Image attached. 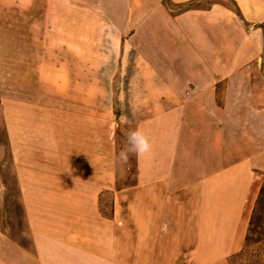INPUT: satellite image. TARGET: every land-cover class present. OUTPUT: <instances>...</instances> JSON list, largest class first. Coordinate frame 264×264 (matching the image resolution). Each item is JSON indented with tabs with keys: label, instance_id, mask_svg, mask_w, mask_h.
I'll list each match as a JSON object with an SVG mask.
<instances>
[{
	"label": "rangeland",
	"instance_id": "rangeland-1",
	"mask_svg": "<svg viewBox=\"0 0 264 264\" xmlns=\"http://www.w3.org/2000/svg\"><path fill=\"white\" fill-rule=\"evenodd\" d=\"M157 82L85 1L0 0V230L26 243L29 226L150 225L177 254L224 229L218 204L197 201V188H136L135 155L119 160L128 123L152 109L144 89ZM259 183L237 190L255 204L264 175ZM241 251L227 264H264V233Z\"/></svg>",
	"mask_w": 264,
	"mask_h": 264
},
{
	"label": "crops",
	"instance_id": "crops-1",
	"mask_svg": "<svg viewBox=\"0 0 264 264\" xmlns=\"http://www.w3.org/2000/svg\"><path fill=\"white\" fill-rule=\"evenodd\" d=\"M83 1L158 79L141 97L152 109L128 123L153 146L135 156L136 188H197V201L218 204L225 228L205 242L195 235L177 254L154 241L161 230L150 225L29 226L26 243L0 230V264H227L243 248L254 207L237 189L258 188L264 175V0Z\"/></svg>",
	"mask_w": 264,
	"mask_h": 264
},
{
	"label": "trees",
	"instance_id": "trees-1",
	"mask_svg": "<svg viewBox=\"0 0 264 264\" xmlns=\"http://www.w3.org/2000/svg\"><path fill=\"white\" fill-rule=\"evenodd\" d=\"M185 6L186 7L192 6V3H187L185 4ZM99 204L102 212H104L102 209L101 198ZM263 233H264V183L260 188L259 195L253 207V211L249 221V226L245 236V245L248 246L249 244L260 243L261 236L263 235ZM240 254H242V251L235 254L233 258L240 256Z\"/></svg>",
	"mask_w": 264,
	"mask_h": 264
},
{
	"label": "clouds",
	"instance_id": "clouds-1",
	"mask_svg": "<svg viewBox=\"0 0 264 264\" xmlns=\"http://www.w3.org/2000/svg\"><path fill=\"white\" fill-rule=\"evenodd\" d=\"M127 146L119 153V160L123 164H127L130 155H135L138 159L149 155L153 146L150 138L145 132L137 127L134 130H130L126 133Z\"/></svg>",
	"mask_w": 264,
	"mask_h": 264
}]
</instances>
